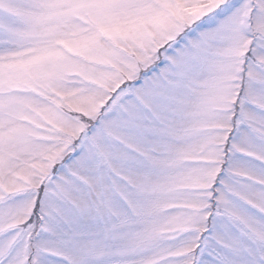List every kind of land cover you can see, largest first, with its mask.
Returning a JSON list of instances; mask_svg holds the SVG:
<instances>
[{
	"label": "snow or ice",
	"instance_id": "1",
	"mask_svg": "<svg viewBox=\"0 0 264 264\" xmlns=\"http://www.w3.org/2000/svg\"><path fill=\"white\" fill-rule=\"evenodd\" d=\"M0 264H264V0H0Z\"/></svg>",
	"mask_w": 264,
	"mask_h": 264
}]
</instances>
